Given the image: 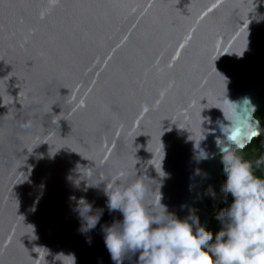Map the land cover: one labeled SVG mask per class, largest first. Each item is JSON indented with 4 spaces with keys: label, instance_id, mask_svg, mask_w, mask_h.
Masks as SVG:
<instances>
[{
    "label": "water",
    "instance_id": "1",
    "mask_svg": "<svg viewBox=\"0 0 264 264\" xmlns=\"http://www.w3.org/2000/svg\"><path fill=\"white\" fill-rule=\"evenodd\" d=\"M260 16L264 0H0V264H115L101 225L122 214L103 184L74 187L78 163L154 179L162 164L161 203L207 228L224 183L216 121L229 123L216 107L264 106ZM71 196L104 209L95 229L78 232Z\"/></svg>",
    "mask_w": 264,
    "mask_h": 264
},
{
    "label": "clouds",
    "instance_id": "2",
    "mask_svg": "<svg viewBox=\"0 0 264 264\" xmlns=\"http://www.w3.org/2000/svg\"><path fill=\"white\" fill-rule=\"evenodd\" d=\"M261 19L264 16L256 17L257 22ZM226 101L224 109L216 107L229 122L225 125L219 119L216 121L224 136L223 140L217 138L216 143L222 154L226 177L221 191L225 194L223 202L227 207L215 214L214 219L220 224L215 233L202 226L199 217L187 205H181V210L188 207L189 215L181 219L169 213L167 206L161 203V181L168 176L162 170V164L159 172L155 169L160 179L147 175L146 167L138 173L134 166L126 176L113 178L101 176L94 166L76 165V177L68 178L74 187L87 192L89 188L99 189L103 184L108 212L119 211L122 214V220L101 225L105 246L115 264H123L128 254L136 256L137 253L135 264H264V178L254 174L252 162L236 154L237 150H243L247 143L261 134L260 121L255 119L256 108L247 98L241 102H232L227 98ZM203 118L202 123H213L210 116ZM202 129L203 139L206 134L215 131L212 128ZM200 142L198 145L195 142L196 159H209ZM262 165L264 156L255 161L256 168ZM81 169H93V172L86 175ZM195 174L200 175L199 170ZM93 178L95 182H91ZM81 183L84 185L82 189ZM157 188L158 195L148 202L149 192L156 193ZM208 191L215 198L211 188ZM227 196L231 197L230 203ZM69 199L75 201L73 211L80 220L78 232L84 234L95 229L104 209H94L93 204L83 196L78 199L71 196ZM86 242L90 245L91 238H87ZM61 256L71 257L72 264H76L75 255L71 253L67 256L57 253L54 261L63 264L59 259Z\"/></svg>",
    "mask_w": 264,
    "mask_h": 264
},
{
    "label": "trees",
    "instance_id": "3",
    "mask_svg": "<svg viewBox=\"0 0 264 264\" xmlns=\"http://www.w3.org/2000/svg\"><path fill=\"white\" fill-rule=\"evenodd\" d=\"M255 117L261 123V129H260L261 134L258 137H255L252 140V142L248 144L243 150H237L236 154L242 157L244 160L252 162L254 174L257 177L264 178V165H262L259 168L255 167V161L259 159L261 156H264V106L258 112L255 113ZM222 169H223V166H222ZM225 179L226 177L224 174L223 180L225 181ZM225 198H226L225 194L222 193L217 212L227 207V204L223 202ZM227 201L228 203L231 202L230 196H227ZM215 214L212 215V217L210 218V222L207 225V230H210L214 233L220 228L219 222L216 219H214Z\"/></svg>",
    "mask_w": 264,
    "mask_h": 264
}]
</instances>
